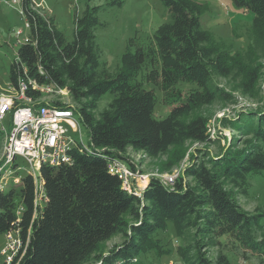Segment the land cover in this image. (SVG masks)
<instances>
[{
    "label": "trees",
    "instance_id": "16d2710c",
    "mask_svg": "<svg viewBox=\"0 0 264 264\" xmlns=\"http://www.w3.org/2000/svg\"><path fill=\"white\" fill-rule=\"evenodd\" d=\"M231 1L251 12L252 39L263 45L264 0ZM161 2L168 18L147 42L129 38L121 65L111 70L99 60L98 6L86 5L75 15L69 39L53 16L34 6L35 0H20L28 40L18 46L9 66V86L18 89L20 81L28 83L25 94L32 100L41 93L29 80L65 89L74 105L53 99L48 104L72 108L89 140L87 147L78 144L69 151L71 163L41 164L38 203L31 174L0 190V235L18 227L27 241L15 264H132L147 252L157 254L153 235L167 222L178 237L192 230V245L177 251L181 258L192 248L190 264H230L224 248L244 259L264 255V236H256L264 213L244 211L236 198L247 195L250 175L264 172V112L247 114L245 124L224 118L223 123L244 134L241 146L230 145L202 159L193 155L172 186L152 177L138 195L124 190L107 168L110 160L120 159L134 170L127 153L131 149L151 158L172 150L166 163L170 169L182 159L187 141H211L208 118L197 111L225 94L212 87L214 78L238 76L243 92L251 91L258 78L249 52L230 55L201 27L202 4ZM145 83L160 90L163 102L171 106L165 117H154L156 95ZM179 83L192 87L182 94ZM105 93L112 99L96 112ZM115 235L121 241L105 252L102 245ZM207 246L216 247L212 258L206 255Z\"/></svg>",
    "mask_w": 264,
    "mask_h": 264
},
{
    "label": "rangeland",
    "instance_id": "374dc122",
    "mask_svg": "<svg viewBox=\"0 0 264 264\" xmlns=\"http://www.w3.org/2000/svg\"><path fill=\"white\" fill-rule=\"evenodd\" d=\"M195 1L202 4L200 24L210 33L213 42L230 55H244L249 52L251 61L258 69V78L254 88L249 92L241 90L238 76L214 78L212 87L220 89L225 94L217 95L211 104L202 106L197 111L208 118L207 128L211 141L203 143L187 141L182 148L184 150L182 159L170 169H166V163L172 150L168 154L151 158L141 152L128 149L129 157L138 166L146 183L152 177L160 180L165 174L176 173L177 177L180 176L193 155L194 158L202 159L206 154H219L227 146H241L244 134L223 123V119L238 120L240 124H245L244 116L247 114L256 116L257 113L264 112V44L256 45L252 39L251 12L234 6L231 0ZM86 5L98 6L97 17L100 23L95 28V36L100 51L99 60L105 62L111 70L121 65V55L129 38L135 36L140 42H147L155 29L168 18L167 9L161 0H35L34 6L43 13L53 16L58 29L71 39L74 30L73 19L75 15L83 12ZM17 30H22L19 43L16 37ZM27 33L28 28L25 25L20 0H0V92H10L9 66L16 58L17 48L23 43ZM144 87L154 89L156 95L154 117L157 119L165 117L171 106L163 102L160 90L147 83ZM176 87L184 94L192 85L179 83ZM43 98L45 100L56 99L74 105L70 96L66 94L44 93ZM111 99L110 93L103 94L97 103L96 112L107 107ZM9 123L10 116L7 114L0 121V128L2 124L5 129H8ZM81 135L84 144H88V133L84 127H81ZM1 141L0 139V146ZM17 161L20 169L9 177L7 186L10 185L12 178L23 176L29 170L28 164L22 162L21 158ZM248 182L247 195L236 196L240 207L248 213L257 212L256 210L264 213V172L250 175ZM13 185L17 186L19 183ZM259 221L261 226L256 236L260 238L264 236V215L259 217ZM173 230V223H165L153 235V240L159 243L157 252L159 255L147 252L134 258L132 264H190L195 251L190 247L191 250L186 251L181 258L177 251L179 248L182 251L185 245H192L193 232L187 229L183 236L178 237ZM121 239L120 235L113 236L102 245L103 250L107 252ZM224 239V236L220 238L222 241ZM3 243L4 238L0 235V246ZM204 250L206 255L212 258L216 247L207 246ZM223 251L230 264H264V255L259 259L255 256H248L244 259L232 249L224 248ZM92 264L102 263L95 261ZM116 264H130V262L122 260L117 261Z\"/></svg>",
    "mask_w": 264,
    "mask_h": 264
},
{
    "label": "built area",
    "instance_id": "2783aa9c",
    "mask_svg": "<svg viewBox=\"0 0 264 264\" xmlns=\"http://www.w3.org/2000/svg\"><path fill=\"white\" fill-rule=\"evenodd\" d=\"M28 28V24L25 21ZM22 30L16 31L17 41ZM28 40V33L23 42ZM32 89L38 90L41 95L32 100L26 96L28 83L19 82L18 89L9 86V93L0 92V121L9 114L8 129L1 124L0 132V190L9 184V177L20 169L17 159L21 158L28 164V174L34 178L36 188L35 203L42 199V182L39 169L41 164L58 165L71 163L69 151L81 144L87 147L82 139L81 124L75 117L72 108H58L48 104L50 100L43 98L45 94H66L68 92L53 84H39L29 80ZM12 93V94H11ZM56 100V99H53ZM46 102L42 104L40 102ZM76 134V135H75ZM136 165V163H135ZM107 168L121 181V187L126 191L140 194L147 183L144 181L138 166L132 170L129 165L120 159H112ZM176 173L165 174L161 182L165 186H172ZM20 182V176L11 179L12 184ZM21 210L18 209L17 213ZM4 243L0 246V264H15L22 256L27 241L23 240L18 227L6 230L1 234Z\"/></svg>",
    "mask_w": 264,
    "mask_h": 264
}]
</instances>
